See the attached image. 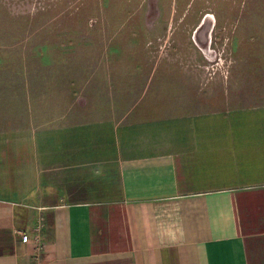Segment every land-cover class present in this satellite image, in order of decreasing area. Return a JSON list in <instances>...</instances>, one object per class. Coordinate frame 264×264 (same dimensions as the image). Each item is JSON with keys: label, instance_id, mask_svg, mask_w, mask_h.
I'll use <instances>...</instances> for the list:
<instances>
[{"label": "crops", "instance_id": "1", "mask_svg": "<svg viewBox=\"0 0 264 264\" xmlns=\"http://www.w3.org/2000/svg\"><path fill=\"white\" fill-rule=\"evenodd\" d=\"M53 89L0 129V264H264V104L83 120Z\"/></svg>", "mask_w": 264, "mask_h": 264}, {"label": "rangeland", "instance_id": "2", "mask_svg": "<svg viewBox=\"0 0 264 264\" xmlns=\"http://www.w3.org/2000/svg\"><path fill=\"white\" fill-rule=\"evenodd\" d=\"M70 84L83 120L264 104V0H0V129Z\"/></svg>", "mask_w": 264, "mask_h": 264}, {"label": "built area", "instance_id": "3", "mask_svg": "<svg viewBox=\"0 0 264 264\" xmlns=\"http://www.w3.org/2000/svg\"><path fill=\"white\" fill-rule=\"evenodd\" d=\"M22 240H23L24 242H27V241L29 240V235L26 234V233H22Z\"/></svg>", "mask_w": 264, "mask_h": 264}]
</instances>
